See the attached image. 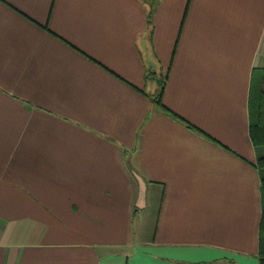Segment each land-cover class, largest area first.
Listing matches in <instances>:
<instances>
[{
  "label": "crops",
  "instance_id": "obj_1",
  "mask_svg": "<svg viewBox=\"0 0 264 264\" xmlns=\"http://www.w3.org/2000/svg\"><path fill=\"white\" fill-rule=\"evenodd\" d=\"M256 70L264 0H0V264H260Z\"/></svg>",
  "mask_w": 264,
  "mask_h": 264
},
{
  "label": "trees",
  "instance_id": "obj_2",
  "mask_svg": "<svg viewBox=\"0 0 264 264\" xmlns=\"http://www.w3.org/2000/svg\"><path fill=\"white\" fill-rule=\"evenodd\" d=\"M163 84V83H162ZM161 84V85H162ZM163 86V85H162ZM158 105H161L160 96L156 100ZM173 118L183 122L190 130L199 132L195 126L188 123L165 106L162 107ZM249 110H250V138L256 149L264 147V70H256L252 75L250 96H249ZM257 167L261 177L262 196H263V211L259 227V261L264 264V155H259L257 158Z\"/></svg>",
  "mask_w": 264,
  "mask_h": 264
},
{
  "label": "rangeland",
  "instance_id": "obj_3",
  "mask_svg": "<svg viewBox=\"0 0 264 264\" xmlns=\"http://www.w3.org/2000/svg\"><path fill=\"white\" fill-rule=\"evenodd\" d=\"M143 223L146 231H148V233L150 234L155 228L156 217H146ZM136 225H138V221L136 222Z\"/></svg>",
  "mask_w": 264,
  "mask_h": 264
},
{
  "label": "snow or ice",
  "instance_id": "obj_4",
  "mask_svg": "<svg viewBox=\"0 0 264 264\" xmlns=\"http://www.w3.org/2000/svg\"><path fill=\"white\" fill-rule=\"evenodd\" d=\"M249 264H254V262H249Z\"/></svg>",
  "mask_w": 264,
  "mask_h": 264
}]
</instances>
